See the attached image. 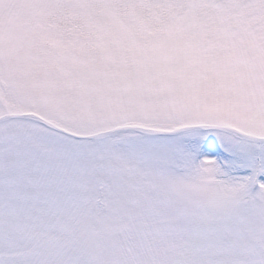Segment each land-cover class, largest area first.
I'll use <instances>...</instances> for the list:
<instances>
[{"label": "snow or ice", "instance_id": "6c2138e0", "mask_svg": "<svg viewBox=\"0 0 264 264\" xmlns=\"http://www.w3.org/2000/svg\"><path fill=\"white\" fill-rule=\"evenodd\" d=\"M0 264H264V0H0Z\"/></svg>", "mask_w": 264, "mask_h": 264}]
</instances>
